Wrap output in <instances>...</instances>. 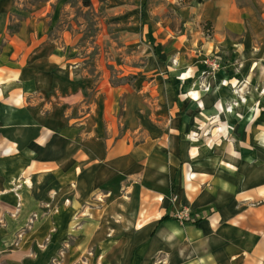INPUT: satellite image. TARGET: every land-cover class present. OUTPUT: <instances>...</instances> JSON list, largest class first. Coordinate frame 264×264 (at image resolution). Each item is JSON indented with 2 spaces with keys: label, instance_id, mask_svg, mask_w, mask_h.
<instances>
[{
  "label": "crops",
  "instance_id": "obj_1",
  "mask_svg": "<svg viewBox=\"0 0 264 264\" xmlns=\"http://www.w3.org/2000/svg\"><path fill=\"white\" fill-rule=\"evenodd\" d=\"M259 6L209 0L202 19L263 39ZM14 10L0 0V264H264V92L245 87L264 65L224 93L216 74L190 89L196 65L94 83L68 29L11 31Z\"/></svg>",
  "mask_w": 264,
  "mask_h": 264
},
{
  "label": "rangeland",
  "instance_id": "obj_2",
  "mask_svg": "<svg viewBox=\"0 0 264 264\" xmlns=\"http://www.w3.org/2000/svg\"><path fill=\"white\" fill-rule=\"evenodd\" d=\"M13 1L11 31L38 16L51 15L57 27L68 29L77 38V56L82 60L80 75L94 83L134 85L147 82L150 77L166 78L174 73L180 76L196 65L203 67L193 76L198 83L188 87L211 91L208 78L216 74L223 78L217 82L218 92L224 93L231 87L228 81L239 82L250 76L253 66L255 71L257 64L264 65V37L258 36L262 26L243 35L216 32L202 19L201 9L209 0H90L89 8L85 7L86 0ZM261 1L236 0L239 6L251 3L256 15L262 11ZM177 42L179 47L175 48ZM203 46L208 47V55ZM172 66L176 68L173 72L169 70ZM260 72L264 78V66ZM254 73L245 87L251 84V91L264 92L259 68ZM190 78V74H184L182 80ZM239 85L235 87L238 89ZM217 123L220 125L213 131L216 139L225 133V126ZM184 209L174 215L177 222L176 215ZM191 213L195 221L196 214Z\"/></svg>",
  "mask_w": 264,
  "mask_h": 264
},
{
  "label": "built area",
  "instance_id": "obj_3",
  "mask_svg": "<svg viewBox=\"0 0 264 264\" xmlns=\"http://www.w3.org/2000/svg\"><path fill=\"white\" fill-rule=\"evenodd\" d=\"M176 219L178 220V222L180 224L190 223V222L194 221V217H193L191 211L187 208H185L183 211L178 213L176 215Z\"/></svg>",
  "mask_w": 264,
  "mask_h": 264
},
{
  "label": "trees",
  "instance_id": "obj_4",
  "mask_svg": "<svg viewBox=\"0 0 264 264\" xmlns=\"http://www.w3.org/2000/svg\"><path fill=\"white\" fill-rule=\"evenodd\" d=\"M85 6H86V7L91 6V5H90V0H86V1H85Z\"/></svg>",
  "mask_w": 264,
  "mask_h": 264
}]
</instances>
